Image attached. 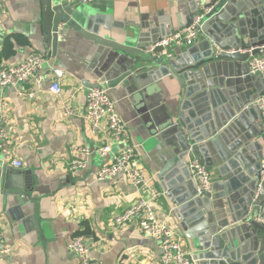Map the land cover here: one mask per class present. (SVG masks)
<instances>
[{
  "label": "crops",
  "instance_id": "crops-1",
  "mask_svg": "<svg viewBox=\"0 0 264 264\" xmlns=\"http://www.w3.org/2000/svg\"><path fill=\"white\" fill-rule=\"evenodd\" d=\"M68 1L75 7L90 8L92 15L110 17V31L104 24L101 33L112 36L128 30L131 23L149 33L142 25L157 27L161 20L166 28L178 27L177 16L183 21L189 13L184 0ZM66 30L54 51L45 40L42 0H0V68L21 63L35 52L51 57L44 89L34 97L27 95L30 84L0 86L7 134L0 170L11 168L25 188L0 190L2 231L5 242L13 248L2 264H76L77 258L68 247L75 236L85 238L91 247L90 257L101 264H163L159 243L140 229L138 219L119 228L113 224L114 216L137 200L140 186L124 175L97 180V169L109 157L95 152L86 169L71 171L74 155L70 146L94 150L101 144L82 113L89 89L105 85L130 130L137 165L161 193L154 202L159 217L168 218L180 230L171 196L175 189L186 187V182L178 181L181 170L160 177L163 165L159 155L175 139L171 116L173 109L177 112L180 108L181 91L175 80H152L145 69L129 68L127 57L115 51L100 54L77 29L67 25ZM202 38L200 32L195 44ZM54 67L65 75L60 96L49 91L57 80ZM65 105L72 114H67ZM118 149L114 148L115 152ZM15 159H21L23 166L10 165ZM211 172L213 183L224 185L216 166ZM182 240L193 255L195 241L186 236Z\"/></svg>",
  "mask_w": 264,
  "mask_h": 264
},
{
  "label": "water",
  "instance_id": "water-1",
  "mask_svg": "<svg viewBox=\"0 0 264 264\" xmlns=\"http://www.w3.org/2000/svg\"><path fill=\"white\" fill-rule=\"evenodd\" d=\"M189 7L178 27L131 23L112 36L110 17L92 15L90 8L68 0H42L47 45L57 49L69 25L91 40L100 54L115 51L131 61L129 68L145 69L153 79L175 80L182 96L172 111L174 138L160 152L159 176L179 172L171 201L180 220V233L195 241L194 264H264V112L251 103L264 95V80L249 71V59L264 54V0H184ZM202 15V40L191 46L153 53L147 46L170 36ZM110 85V84H109ZM99 85H96L97 87ZM167 148H169L167 150ZM193 155L224 177L213 192L200 194L192 179ZM19 178V179H18ZM18 179V181H17ZM167 181L168 178H166ZM11 168L0 170V190H24ZM30 189V187H28Z\"/></svg>",
  "mask_w": 264,
  "mask_h": 264
},
{
  "label": "built area",
  "instance_id": "built-area-1",
  "mask_svg": "<svg viewBox=\"0 0 264 264\" xmlns=\"http://www.w3.org/2000/svg\"><path fill=\"white\" fill-rule=\"evenodd\" d=\"M76 1V0H70ZM88 1V0H84ZM202 15H197L193 23L176 32L166 36L158 42L147 46V51L153 53L158 47H163L159 55H168L171 47H184L193 45L201 32ZM263 51L264 45L259 46ZM51 57L43 53H32L24 61L16 65L0 68V86L32 85L27 93L34 97L37 92L44 88L45 71L50 64ZM249 71L255 76L264 80V54L251 56L249 59ZM52 73L57 77L49 91L54 95L62 94V78L65 76L60 68H52ZM252 105L258 106L264 112V95L254 100ZM67 114L73 111L65 105ZM87 120L90 131L93 135L99 136L101 144L96 149L89 147L71 145L70 150L74 156L70 163V170L86 169L88 159L93 152L101 157H109V160L99 169L95 176L99 181L107 180L118 175H124L135 186H140L137 200L130 206L123 209L113 218L115 228L127 224L133 219H138L140 229L153 237L161 248V261L163 264H194L192 255L186 251L182 235L176 227L171 225L168 218L159 217L154 202L161 194L136 163L137 150L130 141V130L120 115L112 99L108 88L105 85L92 87L87 94V104L82 113ZM5 105L0 100V153L6 146V130L4 128ZM119 148L116 152L114 148ZM189 167L193 178L196 180L200 194L213 192V178L211 169L200 162L193 155L189 156ZM8 165L6 160H3ZM10 165L15 168L23 166L21 159L11 161ZM264 167V162H263ZM3 212L0 211V264L2 258L12 253L13 248L5 242L2 231ZM260 221L264 222L262 217ZM68 247L70 252L77 258L76 264H101L100 261L90 257V245L82 236L73 237Z\"/></svg>",
  "mask_w": 264,
  "mask_h": 264
}]
</instances>
